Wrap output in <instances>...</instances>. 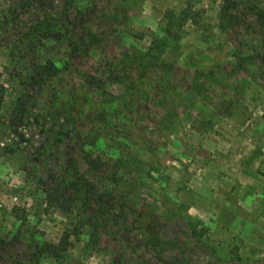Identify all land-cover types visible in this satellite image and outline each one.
Returning <instances> with one entry per match:
<instances>
[{"label": "rangeland", "instance_id": "obj_1", "mask_svg": "<svg viewBox=\"0 0 264 264\" xmlns=\"http://www.w3.org/2000/svg\"><path fill=\"white\" fill-rule=\"evenodd\" d=\"M25 2L0 0V264H264V0Z\"/></svg>", "mask_w": 264, "mask_h": 264}, {"label": "trees", "instance_id": "obj_2", "mask_svg": "<svg viewBox=\"0 0 264 264\" xmlns=\"http://www.w3.org/2000/svg\"><path fill=\"white\" fill-rule=\"evenodd\" d=\"M32 1H36V0H26L25 5H30V3ZM236 0H227V3L224 2L223 4V8L221 9V19L222 22L224 19L228 18V21H230L232 18L230 17H234L233 14H231V9L230 7L233 6L231 5L232 3L235 5ZM254 15L256 16V20L258 22V24L260 25L261 29L264 30V8L262 9H256V11L254 12ZM221 28L224 29L225 32L228 33V30L226 28H224L223 24H221ZM45 69H47V73L54 76L57 75L59 73V71L61 70V68H59L58 66L55 65V63L53 61L49 62L46 64ZM111 74H109L106 78L100 77V76H96L94 74H87L86 77V83L88 84V86L94 88V89H99L102 90L105 86H106V80H111L115 79L113 77L114 72L112 70H110ZM264 75V74H263ZM116 81H114L113 83H115ZM199 86V84H197ZM112 108H114V102H112ZM118 117V116H116ZM96 135L99 133L98 130L95 131ZM96 135L94 138H92L89 143L87 142L86 145H89L90 148H85V156L84 158L86 159L87 164L95 170H99L101 169L103 166L107 165L108 162L105 161L101 155H97L98 153H94L95 152H99L101 151V148L98 147V139L96 138ZM124 151V149H119L118 153L121 154L122 156V152ZM43 192L45 194V200L47 203V206L49 208H54L56 210H62L64 212H71L73 209V196H71V194H67L65 192L64 189H62V187L60 185L57 186H46L45 188H43ZM89 221V223L91 222V220L87 219V222ZM93 225H96L95 223H93ZM194 235L198 236V232H193ZM91 240H93V243H96L97 240H100V236L98 234V232L94 231L91 234ZM59 249H63V240L59 239V241L57 242V244L52 243V242H45L43 245H41L38 249V253L41 255H45L49 252H51L52 254H58ZM55 257H59V256H55Z\"/></svg>", "mask_w": 264, "mask_h": 264}, {"label": "crops", "instance_id": "obj_3", "mask_svg": "<svg viewBox=\"0 0 264 264\" xmlns=\"http://www.w3.org/2000/svg\"><path fill=\"white\" fill-rule=\"evenodd\" d=\"M246 166L247 165H244L241 169V172L239 173L241 180L244 181L245 184L248 183L249 181L245 182V177L249 175L252 177L251 183L262 184L261 180H259V177L255 176L253 173L251 174V171Z\"/></svg>", "mask_w": 264, "mask_h": 264}]
</instances>
